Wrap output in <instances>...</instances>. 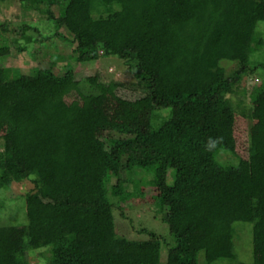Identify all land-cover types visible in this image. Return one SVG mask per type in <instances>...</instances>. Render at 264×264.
Here are the masks:
<instances>
[{
    "label": "trees",
    "instance_id": "trees-1",
    "mask_svg": "<svg viewBox=\"0 0 264 264\" xmlns=\"http://www.w3.org/2000/svg\"><path fill=\"white\" fill-rule=\"evenodd\" d=\"M19 2L54 28L26 40L65 29L71 41L57 36L74 61L120 59L143 97L115 115L103 103L116 99L117 82L78 81L69 63L61 75L0 64V190L9 180L33 184L28 223L5 229L18 240L0 246V264H30L41 251L48 264H161L163 255L165 264H199V255L214 264L233 259L237 222L251 224L253 264H264V62L252 59L264 52V0ZM245 77L260 83L241 110L228 96ZM237 112L248 122L245 159L235 149ZM146 196L166 236L119 234L123 207Z\"/></svg>",
    "mask_w": 264,
    "mask_h": 264
},
{
    "label": "rangeland",
    "instance_id": "rangeland-1",
    "mask_svg": "<svg viewBox=\"0 0 264 264\" xmlns=\"http://www.w3.org/2000/svg\"><path fill=\"white\" fill-rule=\"evenodd\" d=\"M52 12L58 14L56 6L52 7ZM29 26L37 27L39 32H34L29 29ZM26 28V29H25ZM47 24L46 14L39 13L33 9L26 10L22 7L19 0H2L0 2V46L7 45L10 47V55L0 58V64L7 68H13L15 72L21 74H28L33 68H37L39 74H44L47 70L61 75L65 71L66 64L72 67L76 80H84L87 77L97 76L98 80L103 83L111 81L121 84L116 90V99L106 98L104 100V107L110 108L115 115H120L123 112V106L120 105L122 101H135L143 97L140 92V85L129 72V69L120 59L115 57L103 58L100 57L96 61L87 63H77L72 56L71 45L65 42L57 35H61L68 41L72 37L65 29H60L51 40L44 42H29L26 37L34 36L40 39L39 33L48 35L54 32V28L49 29ZM25 29V34L21 30ZM257 32L264 41V23L260 22L257 25ZM25 35V37H24ZM28 41V42H27ZM18 47H26V50L19 51ZM66 58L65 61L59 60ZM254 62H264V52L258 53L254 58ZM69 62H67V61ZM67 62V63H66ZM226 64V63H225ZM231 65L227 70L233 69ZM263 75V72L261 73ZM260 80L255 77H245L242 82L235 88V93L229 95L231 102L234 105H240L242 110L245 104L249 103V94L253 87L259 85ZM76 96L66 98V102L75 99ZM241 102V103H240ZM239 109V110H240ZM169 109L160 113L161 117H167ZM159 116V117H160ZM160 118L155 119V123L159 124ZM248 122L237 112L234 124V137L236 141V154L238 157L245 159L247 157ZM117 137V136H116ZM228 157L223 156V160ZM1 174V171H0ZM125 177H127L125 173ZM151 176L146 175L144 178L149 181ZM10 179V178H9ZM7 189L0 190V246L7 245L17 241V237L10 236V232H5V229L10 227H22L27 225L24 194L32 190L33 184L30 181L16 183L11 180ZM127 191H132L131 185H128ZM154 199L152 196H146L144 200L133 204L130 209L124 206L125 218H120L118 221L119 234H125L129 237H137V230L143 228L161 234L164 237L168 228L165 224L160 222L157 215H155ZM120 211V210H119ZM119 212L116 211V214ZM126 216L132 219L130 224ZM142 226V227H141ZM131 227L135 230H131ZM166 232H165V231ZM234 251H232V260H219L214 264H253V245H252V226L249 223L237 222L234 224ZM133 234V235H132ZM14 236V235H13ZM167 239V238H166ZM45 251L36 252L29 256L30 264H48ZM165 256H162L161 264H165ZM203 255H199V264L203 262Z\"/></svg>",
    "mask_w": 264,
    "mask_h": 264
}]
</instances>
